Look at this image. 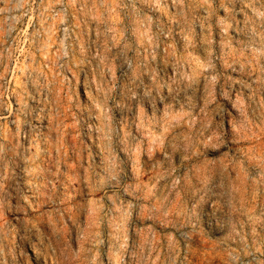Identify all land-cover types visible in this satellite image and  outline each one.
<instances>
[{"label": "clouds", "instance_id": "obj_1", "mask_svg": "<svg viewBox=\"0 0 264 264\" xmlns=\"http://www.w3.org/2000/svg\"><path fill=\"white\" fill-rule=\"evenodd\" d=\"M0 264H264V0H0Z\"/></svg>", "mask_w": 264, "mask_h": 264}]
</instances>
